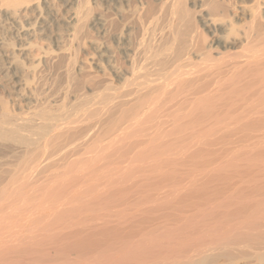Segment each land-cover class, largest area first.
I'll use <instances>...</instances> for the list:
<instances>
[{"label":"bare ground","instance_id":"bare-ground-1","mask_svg":"<svg viewBox=\"0 0 264 264\" xmlns=\"http://www.w3.org/2000/svg\"><path fill=\"white\" fill-rule=\"evenodd\" d=\"M30 1L2 12L23 40L51 16ZM65 3L70 46L36 60L66 59L55 98L19 119L0 93V264H264V0H138L102 77L77 42L112 19Z\"/></svg>","mask_w":264,"mask_h":264},{"label":"rangeland","instance_id":"rangeland-1","mask_svg":"<svg viewBox=\"0 0 264 264\" xmlns=\"http://www.w3.org/2000/svg\"><path fill=\"white\" fill-rule=\"evenodd\" d=\"M6 1L7 0H5V1L0 0V62L2 63V60H3V63L5 62L4 64L6 66H8L6 64V58H7V61L9 62L8 59H11V58L13 59V57L14 58L16 57L17 60L16 59L15 60H16L17 64L15 63V66H14V68H16V70L13 71L14 68H12V73H14V74L16 73L13 76V75H11V73L9 74V68L5 67V70H3V67L5 65H1V63H0V73H1L0 77L2 78V79H0L1 80L0 81V87L2 86L0 88V93L3 92L1 94V96L3 95L2 97H4L6 102L9 101L7 103V105L9 106L8 109L9 110L11 109L10 110L11 113H13L16 110L13 114L17 115V117H19V119H22V118L24 119V117L28 118L29 116H30V118H32V117H34L33 115L36 112H39V111H41L42 109L45 108V107H43V105L45 106V104H44L45 100L43 101V99H46V98H49V97L54 99L55 97L53 95L60 89V87H62V82L64 83V81H62L63 78L61 77V73H62V70L64 69V66H66V62H65L66 59L65 58L63 60V58L61 59V57H59V58L55 57L56 61L53 59L55 63L52 60H50V61H48L49 64L47 63V64H45L43 66L39 65L36 60L39 59L38 56L43 57V56H46L47 54H49L47 56H51L50 55L51 52H52V56L53 55L55 56V54L56 55H62L61 54V52H62L61 50L62 49L65 50V49H67L70 46L71 42H70V40H68L69 39L68 36L70 35L71 28L69 27V25L67 23H68V20H69V15L71 14L72 11H71V9H69L70 8L69 6L67 7V4L65 3V0L64 1L63 0H46V2H48L47 6H49L48 8L51 11L50 12L51 16H49V18L47 17L48 19L46 18V21L44 23V25H46V24L47 25L46 26L43 25L44 29H46V30H43L44 33H42L43 31H34V32L31 33L29 38H26L25 40H23L24 37L21 36V32H19V29H17L18 28L17 25L12 24L11 21L6 20L3 17V15H2L3 14L2 12H4L5 9H6V6H5ZM31 1H32V4H33L34 2L37 3L39 0H31ZM94 1L90 0V4H92L91 7H93L92 8V12H93L92 15L98 16V17H100L101 20H106L107 22L110 19H112V20L109 21L112 24V26L110 27V28H112V29H110L111 30V33H110L111 36H110V34L106 35L105 34L106 32L102 29V27H100L98 29L99 26L92 27V29H91V27L90 28L88 27V31H87V28L85 29V31L83 30V32L79 36L80 39L77 42L78 48H77L76 51L78 52V54L76 52V54H77L76 68L83 75H87L89 73L93 74V75L94 74L97 75V73H99V76L101 75L100 77H102V70H101L102 62L97 60V56H95V51H93V47H95L96 44L97 45L100 44V46H102L104 43L107 42V44L110 46L109 48H110L111 52L112 53L114 52V54L116 53L117 50H116V46H115V41L113 40V37H112V33H113L112 30H114V27L116 28V25H118V14L120 12H123L124 15H125V13L129 14V12L131 11L132 7L135 6L138 3V0H128V1H126L127 3L123 2L121 0H108V1L107 0H103L104 3L102 2V0H99L98 2H94ZM156 1H159V0H156ZM116 5L119 6V9L117 8L118 6H116ZM128 8L130 9V11H129ZM126 16H128V15H126ZM18 22L20 24H23V19H18ZM36 32H38V33H36ZM103 33H104L105 36L103 35ZM25 43L29 44L30 46L28 45V48H26L24 51H21L20 49H18L19 45H22V44H25ZM60 48H61V50H60ZM38 53H40V54L38 55ZM8 56H10V57H8ZM35 61L37 62V64H36ZM98 61L100 63H98ZM58 63L60 65H57ZM54 64H56L57 67ZM53 66H54L55 70H54ZM58 66H59V68H58ZM38 67H40V68H38ZM32 68H33V70H32ZM36 68H37V71H36ZM43 68H44V71H43ZM6 70H8V71H6ZM82 70H84V71H82ZM22 71H24V72H22ZM55 71H57V72H55ZM39 72H41V73H39ZM4 73L6 75L7 74L8 75L6 76V75H4ZM42 73H45V75L42 74ZM40 74H42V75L40 76ZM9 75H10L11 78L10 77L8 78ZM4 76L6 77V79H3ZM38 76H40L39 77L40 80H39ZM45 77H46V79H45ZM36 80H39L41 82L38 81L39 82L38 83ZM25 83H26V86H27V87H25L26 89H24ZM22 84H24V85H22ZM28 84H30V85H28ZM37 84H40V86L37 85ZM57 84H59V85H57ZM33 85L34 86H38L37 87L38 91L40 90L39 92H41V93H39L40 94L39 98L42 97V99L40 100L41 102H39V104H37V106L39 105L38 107L36 106V104H33V101H31L33 99L31 97L34 96V92H32V90L33 89H37V88H34ZM55 85L58 86V87L56 86L57 89H56ZM4 87H5V89L3 90ZM7 87L9 89L6 90ZM13 88H14V90L15 89H17V90L19 89V91H18L19 94L18 95H16L17 93L15 94V92L12 90ZM22 88H23V90H22ZM4 91H5V94L6 93L8 94V92H10V91H11V93H12V91L14 93H12V94L9 93L10 94V96H9L10 98H6L7 96L5 97ZM23 93H25V94H23ZM14 94H15V96H14ZM50 94L52 96H50ZM19 95L20 96L22 95V97H24V98L20 97ZM14 97H16V98H14ZM19 97H20L21 100L19 99ZM43 97H45V98H43ZM17 99L19 101H21V102H19ZM22 99H24L25 101L22 100ZM70 100L71 99L69 98L66 101V105H65L66 109H65V111H63L64 112L63 114H65L63 116H65L66 118L71 113H73V114L75 113L74 110L73 111L71 110L70 106H71V102L72 101H70ZM30 102H32V104H30ZM33 105H35V106H33ZM52 106H53V104L51 105V107ZM35 107H36V110L38 108L37 111L34 109ZM67 108H69V109L67 110ZM51 110L55 111L56 107L53 106L51 108ZM66 111H68V113ZM65 112L68 115H66ZM18 113H20V114H18ZM77 114L80 115V113H77ZM77 114L76 113L74 114V115H76L75 117H77ZM0 115H1V110H0ZM31 115H32V117H31ZM74 115H73V118H75ZM80 116H78V117H80ZM69 117H71V115Z\"/></svg>","mask_w":264,"mask_h":264}]
</instances>
